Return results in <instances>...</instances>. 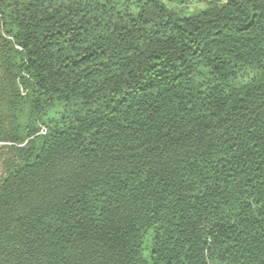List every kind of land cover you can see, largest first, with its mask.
Instances as JSON below:
<instances>
[{
    "label": "trees",
    "instance_id": "1",
    "mask_svg": "<svg viewBox=\"0 0 264 264\" xmlns=\"http://www.w3.org/2000/svg\"><path fill=\"white\" fill-rule=\"evenodd\" d=\"M0 0V264H264V0Z\"/></svg>",
    "mask_w": 264,
    "mask_h": 264
},
{
    "label": "rangeland",
    "instance_id": "2",
    "mask_svg": "<svg viewBox=\"0 0 264 264\" xmlns=\"http://www.w3.org/2000/svg\"><path fill=\"white\" fill-rule=\"evenodd\" d=\"M206 0H189V5H203Z\"/></svg>",
    "mask_w": 264,
    "mask_h": 264
}]
</instances>
